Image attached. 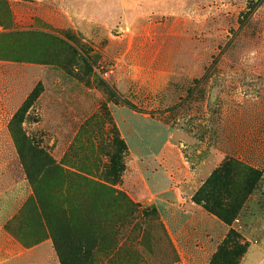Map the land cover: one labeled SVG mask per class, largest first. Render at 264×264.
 <instances>
[{
  "label": "rangeland",
  "instance_id": "374dc122",
  "mask_svg": "<svg viewBox=\"0 0 264 264\" xmlns=\"http://www.w3.org/2000/svg\"><path fill=\"white\" fill-rule=\"evenodd\" d=\"M30 142L69 173L26 169ZM229 157L262 174L209 248L166 201ZM26 171L41 207L3 226L21 246L51 241L63 264H239L233 221L264 222V0H0L1 210L32 194ZM116 175L137 206L91 183Z\"/></svg>",
  "mask_w": 264,
  "mask_h": 264
},
{
  "label": "trees",
  "instance_id": "16d2710c",
  "mask_svg": "<svg viewBox=\"0 0 264 264\" xmlns=\"http://www.w3.org/2000/svg\"><path fill=\"white\" fill-rule=\"evenodd\" d=\"M98 84L100 87H102L103 91L110 98H114L117 101L120 100L118 97H116L115 90H112L111 87L103 80H98ZM28 100L29 99H27V101ZM123 102L126 105L134 107L125 100ZM14 118L15 116L13 117V119ZM11 135H15V132L12 129ZM23 137L27 139V136H25V134L23 135ZM118 145L121 150L124 151L126 149V144L123 141H118ZM28 146L29 154L26 156L23 155L21 149L17 147L19 157L22 160L23 166L25 168L28 166V163H35L37 161L40 164V167L38 168L40 175H43L48 171H62L64 173H69L68 169L64 168L60 164H57L51 158H46L42 160L36 154V149L34 148L33 143L30 142ZM120 157L121 156L116 155V153L111 156L112 166L117 169L118 172H121L124 169V164L121 161ZM261 174L262 170L253 168L252 166L238 160L237 158L235 159L233 157H229L224 160L221 165L211 173V175L208 177V179H206V181L202 183L198 190L193 194L192 201L202 205L209 213L213 214L218 219L222 220L224 223H229L237 216V214L241 213L243 206H245V202L247 201L248 196L255 190L257 181L261 177ZM26 176L28 182L32 186L33 192L20 205L14 216L5 223V229L10 230L11 233H13V222L18 220L23 215L24 210L29 205H36L38 209L41 207L40 197L36 190V182L40 180V177L32 178L28 171H26ZM113 181L111 180L109 182L107 181V183H104L103 180H92V182H90L94 183L95 185L101 188L107 189L111 194V198H121L123 202L128 201L131 205L137 206V203L134 204L133 202H131L130 199L127 198V196L123 192L112 187L113 184L119 181V176L116 175ZM67 208L68 204L64 205V209ZM129 216H131V213L126 216L125 220L123 221V224H132L134 226V217H132V219H129ZM52 239L54 240L55 237L53 236ZM32 245L34 244H27L26 247H30ZM54 246L56 247L55 242ZM218 252H220V246L219 251H217V253ZM57 257L59 263L63 264L58 254ZM90 261L93 262V259H90ZM214 261L219 263L221 261L220 256L216 254L212 258L211 264H213ZM80 264H91V262L86 263L85 260H83L82 256Z\"/></svg>",
  "mask_w": 264,
  "mask_h": 264
},
{
  "label": "crops",
  "instance_id": "0c3cea01",
  "mask_svg": "<svg viewBox=\"0 0 264 264\" xmlns=\"http://www.w3.org/2000/svg\"><path fill=\"white\" fill-rule=\"evenodd\" d=\"M178 191L175 190V195L171 194L166 201L167 209L174 214L170 216V220L179 221L177 224H181L180 228H188L193 233L195 231L202 233L200 235L207 240L205 244L211 248L213 242L210 236L213 235L209 234L217 235L219 231H223L224 223L202 205L192 201L194 191L190 192L181 188H178ZM17 206L13 202L4 210L0 207V264H60L51 241L45 240L30 247H24L12 240L11 235L4 230L5 223L20 207ZM231 227L237 230L247 242L239 264H264V222L259 219L254 222L236 219Z\"/></svg>",
  "mask_w": 264,
  "mask_h": 264
}]
</instances>
